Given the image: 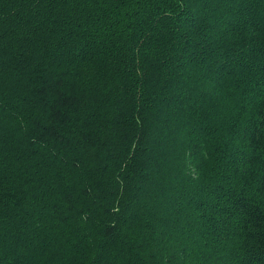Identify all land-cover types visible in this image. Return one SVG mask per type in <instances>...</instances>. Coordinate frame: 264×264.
I'll return each instance as SVG.
<instances>
[{
    "label": "trees",
    "instance_id": "trees-1",
    "mask_svg": "<svg viewBox=\"0 0 264 264\" xmlns=\"http://www.w3.org/2000/svg\"><path fill=\"white\" fill-rule=\"evenodd\" d=\"M0 264H264V0H0Z\"/></svg>",
    "mask_w": 264,
    "mask_h": 264
}]
</instances>
